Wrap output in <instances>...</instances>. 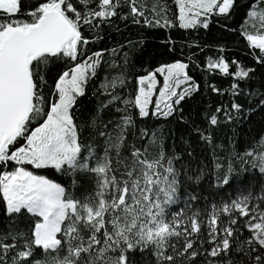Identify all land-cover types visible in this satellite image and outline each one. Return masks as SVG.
Instances as JSON below:
<instances>
[{"label": "snow or ice", "instance_id": "snow-or-ice-1", "mask_svg": "<svg viewBox=\"0 0 264 264\" xmlns=\"http://www.w3.org/2000/svg\"><path fill=\"white\" fill-rule=\"evenodd\" d=\"M0 223V264H264V0H0Z\"/></svg>", "mask_w": 264, "mask_h": 264}, {"label": "trees", "instance_id": "trees-1", "mask_svg": "<svg viewBox=\"0 0 264 264\" xmlns=\"http://www.w3.org/2000/svg\"><path fill=\"white\" fill-rule=\"evenodd\" d=\"M140 34V31L137 27L135 26H130L128 29H125L123 24L120 25V32H117L115 28L111 29L106 36L105 40L103 41V46L107 47L108 49H112L116 47L120 43H124L128 39L136 40L138 39V36ZM159 35V34H156ZM173 35L175 37H180L181 35H187L186 33H180L177 32L176 30H173ZM202 38H207L205 33H200ZM214 35L217 37L221 35L219 32H215ZM149 44L146 49H141L137 47V49L131 53L130 55V60H132L133 63L141 57L144 56L145 58L148 57V53L155 51V45L158 44L160 41L156 39L154 36L153 37H148ZM100 45H97L99 47ZM230 50L233 53H236L239 56H244L246 53L244 51V46L236 44L234 42H230L229 44ZM119 55V54H117ZM106 59L108 60L109 63H111L113 56L111 53H109L106 56ZM121 63L119 59H117V66ZM107 67V65L105 66ZM103 76V74H102ZM214 82L219 86L220 84H224L225 88L227 87V80L220 74H217L215 76ZM206 88V85L204 86ZM202 100H203V105L202 107L207 108L210 104L211 105H216L220 102L227 103L226 98L223 97H217L215 93L205 91L202 94ZM91 108V105L88 103L87 100L84 101V104L82 106V110L87 113L88 109ZM169 127H175L174 123L170 125ZM249 125H242L240 128H237L235 131H229L228 128H220L217 129L216 135L219 137V139L216 141V144L224 143L225 146H228V143L230 142L232 145H238L241 140V136L243 135V132L248 129ZM172 136H169V142H171ZM195 155L201 157H207L208 160H211L212 154H211V148L206 147L204 145H197L195 148ZM196 161L194 160L193 166L195 167ZM51 175V173H49ZM206 194V193H205ZM2 223H0V227H2Z\"/></svg>", "mask_w": 264, "mask_h": 264}]
</instances>
